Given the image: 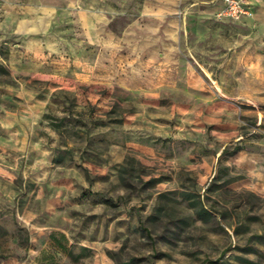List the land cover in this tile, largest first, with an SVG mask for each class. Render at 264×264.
Masks as SVG:
<instances>
[{"label":"rangeland","instance_id":"obj_1","mask_svg":"<svg viewBox=\"0 0 264 264\" xmlns=\"http://www.w3.org/2000/svg\"><path fill=\"white\" fill-rule=\"evenodd\" d=\"M0 264H264V0H1Z\"/></svg>","mask_w":264,"mask_h":264},{"label":"built area","instance_id":"obj_2","mask_svg":"<svg viewBox=\"0 0 264 264\" xmlns=\"http://www.w3.org/2000/svg\"><path fill=\"white\" fill-rule=\"evenodd\" d=\"M252 0H215L219 4L217 14L219 17L241 18L251 14ZM2 9L0 0V10Z\"/></svg>","mask_w":264,"mask_h":264}]
</instances>
